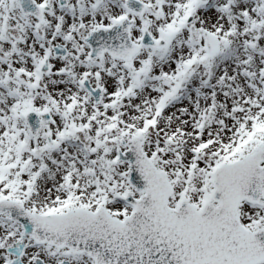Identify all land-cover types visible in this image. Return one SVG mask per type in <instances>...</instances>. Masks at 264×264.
Masks as SVG:
<instances>
[{
  "label": "snow or ice",
  "instance_id": "6c2138e0",
  "mask_svg": "<svg viewBox=\"0 0 264 264\" xmlns=\"http://www.w3.org/2000/svg\"><path fill=\"white\" fill-rule=\"evenodd\" d=\"M0 264H264V0H0Z\"/></svg>",
  "mask_w": 264,
  "mask_h": 264
}]
</instances>
